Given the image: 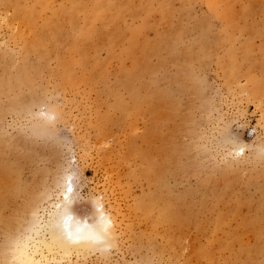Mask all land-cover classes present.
<instances>
[{
    "label": "rangeland",
    "instance_id": "obj_1",
    "mask_svg": "<svg viewBox=\"0 0 264 264\" xmlns=\"http://www.w3.org/2000/svg\"><path fill=\"white\" fill-rule=\"evenodd\" d=\"M69 184L39 264H264V0H0V264Z\"/></svg>",
    "mask_w": 264,
    "mask_h": 264
},
{
    "label": "bare ground",
    "instance_id": "obj_2",
    "mask_svg": "<svg viewBox=\"0 0 264 264\" xmlns=\"http://www.w3.org/2000/svg\"><path fill=\"white\" fill-rule=\"evenodd\" d=\"M100 8L105 11L102 7ZM17 12L18 10H16V14H18ZM22 14L30 19L34 17L32 13L29 15L22 12ZM71 194L72 186L69 184L63 192L62 203L56 205V213L46 225L49 235L48 242L40 239L39 232L36 231L33 238L30 237L18 245V258L22 263L39 264L44 262L46 259L42 249L48 254L55 251L61 256H68L71 251L81 252L92 248H104L109 241L114 240L115 233L112 229V222L103 212H99L92 223L71 218V210L74 207Z\"/></svg>",
    "mask_w": 264,
    "mask_h": 264
}]
</instances>
